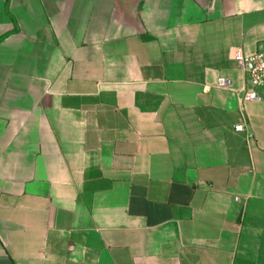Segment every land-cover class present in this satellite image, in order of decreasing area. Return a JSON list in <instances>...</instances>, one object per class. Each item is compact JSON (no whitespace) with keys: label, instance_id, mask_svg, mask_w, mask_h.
Returning a JSON list of instances; mask_svg holds the SVG:
<instances>
[{"label":"crops","instance_id":"1","mask_svg":"<svg viewBox=\"0 0 264 264\" xmlns=\"http://www.w3.org/2000/svg\"><path fill=\"white\" fill-rule=\"evenodd\" d=\"M236 50L264 0H0V264H264Z\"/></svg>","mask_w":264,"mask_h":264},{"label":"built area","instance_id":"2","mask_svg":"<svg viewBox=\"0 0 264 264\" xmlns=\"http://www.w3.org/2000/svg\"><path fill=\"white\" fill-rule=\"evenodd\" d=\"M245 76V88L241 93V99L244 103L260 102L264 95V52L253 55H245L241 50H236L232 54ZM230 82L221 79L218 87L230 90ZM236 131L243 132L245 127L240 125Z\"/></svg>","mask_w":264,"mask_h":264}]
</instances>
